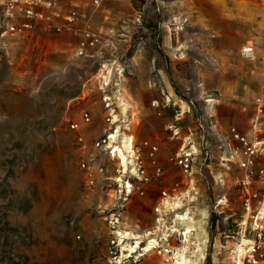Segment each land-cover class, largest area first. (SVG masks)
Wrapping results in <instances>:
<instances>
[{"label":"rangeland","instance_id":"rangeland-1","mask_svg":"<svg viewBox=\"0 0 264 264\" xmlns=\"http://www.w3.org/2000/svg\"><path fill=\"white\" fill-rule=\"evenodd\" d=\"M86 17L100 42L84 56L72 32L36 29L0 38V264H107L114 230L105 216L117 209L118 230L130 233L128 250L132 237H139L136 253L151 238L162 244L140 264H172L165 247L174 254L185 246V257L199 264H264V155L242 167L234 137L252 139L256 99L264 103V3L103 0L94 7L90 0ZM246 43L252 59L240 56ZM118 97L130 104L126 113ZM258 119L255 134L264 147V116ZM71 123L80 124L78 131ZM115 131L109 148L93 146ZM125 136L139 157L124 171L117 152L108 150ZM144 142L156 145L161 168L147 182L132 171L140 165L152 175ZM183 148L196 150L187 173L173 161ZM82 161L95 175L90 189ZM176 197L182 206L156 230V210ZM183 212L202 220L200 242L193 226L188 245L184 226L168 229ZM250 253L256 263L248 262Z\"/></svg>","mask_w":264,"mask_h":264},{"label":"built area","instance_id":"built-area-1","mask_svg":"<svg viewBox=\"0 0 264 264\" xmlns=\"http://www.w3.org/2000/svg\"><path fill=\"white\" fill-rule=\"evenodd\" d=\"M103 0H91V5L99 7ZM264 3V0H258ZM143 11L137 13L136 21L140 24V19ZM81 22V14L76 6H72L69 9L62 8L56 0H0V38L5 36H18L28 31H34L36 29H45L56 34L63 32H72L77 34L78 39L75 44L76 53L84 56L90 48L95 47L100 42V34L92 29L88 21L84 20L82 26H78ZM240 56L244 59H252L254 57V48L250 43H246L241 50ZM123 71V70H122ZM118 77L119 70L117 71ZM122 73V72H121ZM111 78V75H110ZM104 79V78H102ZM110 80V79H109ZM103 85L106 86L107 83ZM103 101L106 108H110L109 97L104 96ZM256 118L252 120L254 134L252 139H246L243 136L235 133L234 137L238 139L242 144V155L244 156L241 166L248 169L254 161V158L260 154L264 155L263 141L259 140L256 136L258 125L260 124L258 117L264 116V103L261 98L256 99ZM90 117L86 112L82 114V121L88 123ZM80 124L71 123L70 129L78 131ZM198 126L202 128V123L199 121ZM111 134L107 133L103 137L98 138L93 146L95 148H102L106 146L110 147V143H114V140L110 138ZM76 140L79 144L84 145L83 137L77 135ZM144 145L148 148V155L151 157V163L153 164L152 175L147 176L145 171L140 165H134L135 176L141 182H147L153 177H158L161 174V168L155 162V154L157 152L156 145H152L148 142H144ZM193 148V146H192ZM133 150V146H132ZM109 154L113 155V148L108 150ZM196 150L182 149L181 152L176 155L173 161L181 168L184 173L191 170L192 162L194 160V153ZM136 154L135 160L138 161L139 149L133 150V155ZM117 156V155H116ZM80 167L84 172L85 188L90 189L94 185L95 175L91 167L87 162L82 161ZM259 177L264 179V166L259 168ZM131 187V185H130ZM126 186L127 188H130ZM130 193V190L128 191ZM165 194V193H164ZM105 220L111 230H114V235L109 240L108 245V259L107 264H140V259L145 257L149 252H144L143 247L140 250L141 253L130 252L127 249L125 243L129 240L126 232L121 233L118 228L121 224V212L119 209L109 212L105 216ZM125 243L123 246L122 244ZM156 249V248H155ZM154 249V250H155ZM254 252V249L252 250ZM160 251H158V254ZM166 254L173 253L171 250L165 252ZM139 254H144L137 257ZM264 255V252L261 254ZM248 262L256 263L253 257V253L249 254Z\"/></svg>","mask_w":264,"mask_h":264},{"label":"bare ground","instance_id":"bare-ground-1","mask_svg":"<svg viewBox=\"0 0 264 264\" xmlns=\"http://www.w3.org/2000/svg\"><path fill=\"white\" fill-rule=\"evenodd\" d=\"M121 67L119 69V73L121 75ZM120 96V94H119ZM118 100L121 103L122 106V111L123 113H126L128 111V107L130 106V104L125 101L124 99H122V97H118ZM117 120H113V122H116ZM118 131H115L113 134H111L110 138L115 140L116 138V134ZM132 137H124L123 140L121 141V145L120 146H114L113 147V155L115 152H117V156L119 157L121 166H123V170H126L127 164H131L132 161V157H133V150H132ZM133 172L134 169L132 170ZM127 187H130V185L128 184ZM130 190V189H129ZM189 195V193H188ZM182 206V202H181V197L180 198H173L171 200L169 199H164L162 202V205H160V207L156 210L157 212L160 213V218L158 220H156L154 222L155 226H156V230L159 229V225L164 224L165 222V218L163 216H167L169 213H174L176 212V210ZM184 213V212H183ZM187 220L192 221V219H190V217L187 215V213L184 214H176V216L174 217L172 223L173 225L170 226L168 229H170V232H179L180 231V227H185L184 228V232L181 233L182 237H183V242H185L187 245L190 243V229L191 227H195L196 231H197V235H196V241H201L204 237V224L202 223V220H199L197 222H193L192 224H190V222H188ZM162 227V226H161ZM167 229V230H168ZM161 229H159L160 231ZM150 234V233H148ZM153 234V233H152ZM156 234V233H155ZM125 235L129 236L130 233H126ZM164 236L162 237L161 240H164L165 242L168 241V237L170 236V234L168 233H164ZM130 238V237H129ZM139 237H132V239H136L135 244L132 246H129V250L130 252H136V249L139 248ZM244 242H247L246 240H244ZM162 245V244H161ZM160 242L158 239H149L145 245V247L143 248L144 252H150L152 250H154L155 248H160L161 247ZM240 247V246H239ZM186 248V246H185ZM185 248H181V250H178L177 252H174L173 254V260L174 262L172 264H199L198 262V258L195 257V259H188L185 257V255L183 254ZM166 249V250H165ZM163 250V252H167L168 251V247ZM239 250V249H238ZM247 251V250H246ZM196 252H199L201 257L199 258L200 260L203 258V254L202 252H200V250H197ZM240 252H243V249H240ZM197 254V253H196ZM144 255V254H139L137 257ZM194 261V262H193ZM197 261V262H196Z\"/></svg>","mask_w":264,"mask_h":264},{"label":"crops","instance_id":"crops-1","mask_svg":"<svg viewBox=\"0 0 264 264\" xmlns=\"http://www.w3.org/2000/svg\"><path fill=\"white\" fill-rule=\"evenodd\" d=\"M59 4L63 5L61 3V0H56ZM63 7L65 9H69L72 6H76L81 14V22L78 23V26H82L84 20H88L89 18L86 17V6L88 3L90 4V0H65ZM123 29H125V26H121ZM126 30V29H125ZM62 34H68L67 32H63ZM109 40V39H108ZM116 44V42H114ZM113 42L109 41V45L113 48Z\"/></svg>","mask_w":264,"mask_h":264}]
</instances>
